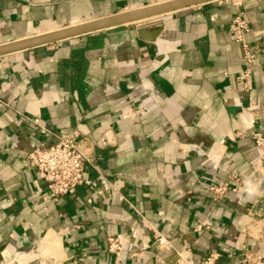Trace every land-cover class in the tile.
Returning <instances> with one entry per match:
<instances>
[{
	"label": "crops",
	"instance_id": "crops-1",
	"mask_svg": "<svg viewBox=\"0 0 264 264\" xmlns=\"http://www.w3.org/2000/svg\"><path fill=\"white\" fill-rule=\"evenodd\" d=\"M173 0H0V44ZM264 0H215L0 57V264H264ZM76 130L56 202L26 155ZM237 176L214 201L212 182ZM231 184H233L231 182ZM121 237L119 254L107 238Z\"/></svg>",
	"mask_w": 264,
	"mask_h": 264
},
{
	"label": "built area",
	"instance_id": "built-area-1",
	"mask_svg": "<svg viewBox=\"0 0 264 264\" xmlns=\"http://www.w3.org/2000/svg\"><path fill=\"white\" fill-rule=\"evenodd\" d=\"M224 1H230L235 6L241 4V0ZM249 31V23L242 12H238L232 17L229 23L231 40L241 45L243 50L242 58L245 64L237 80L244 89L247 88L248 77L255 57L257 55L264 57V43L254 51H251L245 42L244 36ZM52 135V142L40 144L26 155V163L36 170L38 179L45 185L46 194L43 199H50L56 202L60 196L74 195L80 185L88 184V181L83 176V166L88 159L83 150V141L76 130L58 132ZM251 136L254 145L264 149V135L261 132L254 131ZM238 182L239 178L237 176L228 177V180L219 183L212 182L208 188L212 200L218 201L227 193H236L238 191ZM123 248L124 240L121 237L107 238V250L110 253L117 255ZM215 258L216 255L210 253L203 261V264H213Z\"/></svg>",
	"mask_w": 264,
	"mask_h": 264
},
{
	"label": "water",
	"instance_id": "water-1",
	"mask_svg": "<svg viewBox=\"0 0 264 264\" xmlns=\"http://www.w3.org/2000/svg\"><path fill=\"white\" fill-rule=\"evenodd\" d=\"M211 1L215 0H173L154 6L121 12L112 16L68 26L51 32L35 34L27 38L0 44V57L13 52L54 43L82 34L117 27L128 23H135L148 17L176 11L194 5L208 3Z\"/></svg>",
	"mask_w": 264,
	"mask_h": 264
}]
</instances>
